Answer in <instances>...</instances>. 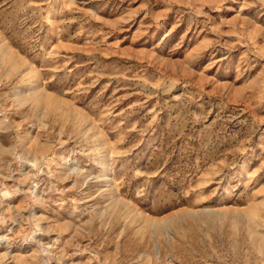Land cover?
Listing matches in <instances>:
<instances>
[{
	"label": "rangeland",
	"instance_id": "374dc122",
	"mask_svg": "<svg viewBox=\"0 0 264 264\" xmlns=\"http://www.w3.org/2000/svg\"><path fill=\"white\" fill-rule=\"evenodd\" d=\"M0 264H264V0H0Z\"/></svg>",
	"mask_w": 264,
	"mask_h": 264
},
{
	"label": "bare ground",
	"instance_id": "6f19581e",
	"mask_svg": "<svg viewBox=\"0 0 264 264\" xmlns=\"http://www.w3.org/2000/svg\"><path fill=\"white\" fill-rule=\"evenodd\" d=\"M108 182H109V185L111 186V187H113L114 186V180L109 176V179H108ZM134 212L135 213H139L140 214V212H139V210H137L135 207H134ZM168 218V217H167ZM163 219V218H162ZM161 218L160 219H158V220H156L154 223H157V225H159V228L160 229H162V228H166V225H165V222H163L164 220H162ZM168 220H169V218H168ZM154 225V224H153ZM153 229V228H152ZM168 231V230H167ZM168 236H169V234H168Z\"/></svg>",
	"mask_w": 264,
	"mask_h": 264
}]
</instances>
